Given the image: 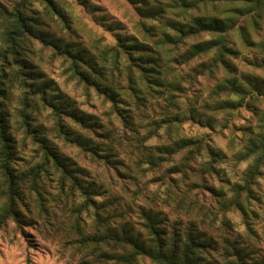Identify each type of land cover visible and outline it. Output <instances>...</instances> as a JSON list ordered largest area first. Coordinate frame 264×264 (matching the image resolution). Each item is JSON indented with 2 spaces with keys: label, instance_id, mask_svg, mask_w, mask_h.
Here are the masks:
<instances>
[{
  "label": "trees",
  "instance_id": "1",
  "mask_svg": "<svg viewBox=\"0 0 264 264\" xmlns=\"http://www.w3.org/2000/svg\"><path fill=\"white\" fill-rule=\"evenodd\" d=\"M34 3L41 9H33ZM135 4L141 12L138 27L144 41L120 37L116 44L103 46L96 40L91 49L71 41L77 39V29L57 0H21L11 10L0 5V229L10 221L19 224L22 209L28 213L25 207L33 199L43 222L52 223L53 236L63 239L72 232L66 242L85 264H264V254L247 240L253 229L249 220L257 216L251 205L264 202L259 182L264 176V87L245 86L234 64L241 50L264 57V0H136ZM165 7L174 18L165 14ZM236 16L250 18V25L236 27ZM45 20L59 26L70 41L44 29ZM37 52L42 58L49 54L50 59L62 60L68 80L87 94L93 90L109 104L120 130L118 134L112 126L104 130L101 140L107 145L82 131L97 133L94 117L77 114L82 110L52 87L33 57ZM174 68H198V76L221 68L209 92L213 110L252 111L254 131L229 156L233 167L244 165L237 181L217 185L221 152L204 139L178 133L177 114L195 104L186 98L187 81ZM185 77L190 74L185 72ZM193 77L192 73L189 79ZM156 108L162 115L150 117L148 111ZM44 116L52 121L51 128ZM164 125L168 140L162 143ZM16 132L41 151L29 169L17 170L13 164ZM43 133L88 153L96 168L116 178L127 175L132 184L101 182L61 148L48 144ZM153 140L159 143L149 144ZM132 142L141 156L124 166L113 147L128 149ZM51 178L64 214L61 221L40 192ZM182 184L185 190L178 196L175 191ZM188 193L193 194L191 200ZM232 215L242 219L245 233L237 232Z\"/></svg>",
  "mask_w": 264,
  "mask_h": 264
},
{
  "label": "rangeland",
  "instance_id": "2",
  "mask_svg": "<svg viewBox=\"0 0 264 264\" xmlns=\"http://www.w3.org/2000/svg\"><path fill=\"white\" fill-rule=\"evenodd\" d=\"M21 0H0V5L11 10L15 7ZM59 5L65 9L67 13L72 17L73 26L77 29V40L83 44L84 47L91 49V45L96 40L105 45H114L119 40L120 37L136 38L137 40H143L145 35L139 30L138 23L142 21L141 12L138 10V5L135 4L136 0H57ZM167 2V1H166ZM33 9L39 10L40 6L36 3L32 6ZM165 14L169 17L174 18L175 16L171 14L170 10H166ZM225 8L221 9L220 15L224 16L222 13ZM234 24L237 26L243 25L245 27L249 26L251 23L250 18H244L240 16L234 17ZM47 31L57 38H61L65 41L69 40L68 36L63 34L59 26L51 24L45 20L44 23ZM157 25V22H155ZM234 31V30H233ZM231 31V32H233ZM235 37V33H234ZM236 38V37H235ZM70 41V40H69ZM35 60L38 62V67L42 73L48 76L52 80L53 88L58 90L61 96H67L70 98L71 102L75 105L78 110L77 114L86 117L85 114L93 116L92 123H96L94 126L97 133L93 134L90 131L83 129L82 131L90 134L94 139L102 142V146L107 145L101 140V136L108 126H112V130L115 134H118L120 130L119 120L110 112L109 104L104 102L101 97L90 90L87 92L82 89L81 86H77L64 75V70L62 67V60L55 59L50 55H44L42 58L37 52L33 55ZM264 57L254 53L243 52L241 50L240 57L234 61L237 70V76L243 82L245 86L260 85L264 87V64L262 63ZM200 61V59L198 60ZM174 72L179 74L186 84V98L192 101L194 107L186 108L177 114L179 123L178 133L187 137H195L204 139L211 148L218 150L222 154V159L216 165V168L221 170L218 184H224L226 186L228 180L230 184L237 181L241 172L244 169L243 164H239L235 167L231 165L229 156L237 151L239 146L242 144L246 135H250L256 127V119L252 116V111L248 108H239L236 111H214L213 105L211 104V97L209 92L213 85L219 79L223 71L221 68L215 71L212 75L207 73H201L197 75V71L200 72L198 68L197 71H192L191 68H174ZM202 70V69H201ZM185 72L194 74V77L190 80V77H185ZM13 95L10 97L12 104L14 99L17 97L18 91H14ZM157 97V95H155ZM148 115L152 118L159 117L162 115V111L159 109H154V111L149 110ZM145 116V114L143 115ZM63 118L67 119L63 115ZM138 119H141L139 117ZM45 125L49 128L52 121L48 116L42 118ZM165 125L160 131V142L164 143L168 140L165 134ZM77 129L80 126L77 124ZM173 131V132H176ZM44 134V133H43ZM48 144H54L53 146L61 150L69 157L73 163H77L88 168L92 174L96 175L99 180L103 183L110 182L112 186H117L121 182H128L130 185L132 182L127 179V175L124 177L116 178L114 174L104 172L100 168H96L95 162L91 160L88 153L84 154L80 152L75 147L69 145H64L61 141L53 137L52 141L47 134ZM113 143H115L113 141ZM159 143L158 140H153L149 144ZM130 147L128 149L123 147H113L114 154L118 159H122L120 163H125L124 166L131 164L137 157L141 156L140 151L137 149L136 145L129 143ZM58 146V147H57ZM17 155L13 160V164L20 170L29 169L33 166L41 153L38 145L32 140L28 139L24 141L23 134L16 132V143L14 145ZM102 150H105L101 147ZM99 154H103L99 151ZM101 156V155H100ZM143 158V156L141 157ZM128 168V167H127ZM120 171L126 170L125 168H120ZM228 175L227 176H225ZM51 182L45 184V190H40L43 194L44 202L51 206L52 212L55 214V218L61 221L64 218V214L61 211V203L57 200V192L53 190L54 181L53 178L50 179ZM151 180V179H150ZM193 180V178L191 179ZM189 180V181H191ZM144 179H141L142 183ZM260 187L264 188V176L259 179ZM155 185L154 187H156ZM192 191L196 189L192 188V185H188ZM183 184L175 191V194L181 196L184 191ZM114 192L119 195V189L114 188ZM189 200L192 199L193 194H189ZM28 198V197H27ZM26 198V199H27ZM187 198V200H188ZM204 198H207L206 193ZM204 198L198 197V200L204 202ZM207 204L209 202H206ZM30 204L23 210V219L19 224L14 222H8L5 227L0 229V264H85L81 261L80 257L74 249L71 247L66 240L70 238V235H64L63 239L57 236H53L51 232L52 223L49 221H44L40 216L39 211L35 209V200L28 201ZM137 204H142L138 202ZM251 209H253L257 216L252 217L249 220L252 232L249 235V244L254 250H258L259 253L264 254V202L261 204H252ZM164 211L170 212L169 208H162ZM25 214V215H24ZM25 217V219H24ZM52 219V218H51ZM186 218L184 217L183 220ZM54 219H52L53 221ZM57 221V222H58ZM231 221L238 233H245L246 229L243 225L242 219L239 215H232ZM65 232V231H64ZM233 234H237L234 233ZM245 237V236H240ZM247 237V236H246ZM256 242V244H255ZM257 251V252H258Z\"/></svg>",
  "mask_w": 264,
  "mask_h": 264
}]
</instances>
